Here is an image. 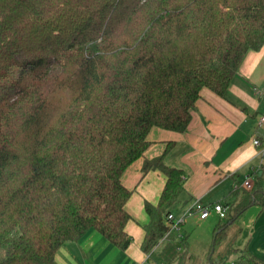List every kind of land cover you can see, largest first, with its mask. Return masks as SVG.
Segmentation results:
<instances>
[{
	"label": "trees",
	"instance_id": "16d2710c",
	"mask_svg": "<svg viewBox=\"0 0 264 264\" xmlns=\"http://www.w3.org/2000/svg\"><path fill=\"white\" fill-rule=\"evenodd\" d=\"M263 44L264 0H0V264H56L90 230L126 250L134 188L123 177L138 160L141 178L164 177L143 201L140 249L164 237L161 258L186 262L163 221L186 174L163 162L172 142L145 158L147 135L185 131L201 90L223 96ZM224 204L204 264H228V228L252 206L264 213L262 175ZM232 264L264 259L245 248Z\"/></svg>",
	"mask_w": 264,
	"mask_h": 264
},
{
	"label": "crops",
	"instance_id": "0c3cea01",
	"mask_svg": "<svg viewBox=\"0 0 264 264\" xmlns=\"http://www.w3.org/2000/svg\"><path fill=\"white\" fill-rule=\"evenodd\" d=\"M262 88L264 44L257 51L246 53L223 96L207 88L201 90L200 97L191 109V121L185 131L176 132L159 127L150 129L147 135L150 145L144 157L150 159L159 155L166 144L172 142L173 145L165 153L163 162L167 166L182 168L187 174L184 191L188 197L178 199L171 209L173 213L176 209L189 205L194 199L205 203H224L236 183H240L237 180L238 168L249 166L246 178L252 182L253 173H258L262 175L264 182L262 158L251 143L252 137L260 133L255 126L254 117L256 114H264V98L259 94ZM140 164V160L136 161L123 177L124 183L129 188H134L126 206L131 216L126 223V231L131 236L126 250H118L97 232L90 230L78 241H66L56 252V264H159L153 254L156 252L161 257L159 248L168 240H160L151 253L142 252L140 244L144 230L141 224L148 220L143 201L157 200L164 177L156 170H149L141 178ZM229 179H232L231 188L223 194V199H212L213 191L222 187ZM137 192L145 197L138 200ZM129 207L139 214L137 222L133 221ZM259 214L261 213L257 207H250L239 218L255 223ZM177 232H174L176 236ZM170 242L182 251L177 238ZM231 246L234 248L233 243ZM185 250L189 255L188 250ZM188 259L189 256L186 261ZM199 260L204 264L206 258Z\"/></svg>",
	"mask_w": 264,
	"mask_h": 264
},
{
	"label": "rangeland",
	"instance_id": "374dc122",
	"mask_svg": "<svg viewBox=\"0 0 264 264\" xmlns=\"http://www.w3.org/2000/svg\"><path fill=\"white\" fill-rule=\"evenodd\" d=\"M152 137L153 136L151 135L150 138L152 139ZM248 167L249 166L238 168L237 178L239 179L237 180L240 181L241 184H243V181L246 178V170L248 169ZM231 183L232 179H229L227 183L223 184L222 187H218L216 190H214L212 199H223V194L227 193L228 189L231 188ZM142 187H140V189H142ZM137 196L138 200L139 198L142 199L143 197H145L144 195H138V192ZM187 197L188 196L186 195L185 191H183L180 194L179 199ZM218 203L223 204L222 202ZM183 208H185V206L174 211V214L178 219L182 215L181 211L183 210ZM252 208L256 207L252 206ZM129 210L133 215V221L137 222L139 220V214L136 213L135 210L131 209V207H129ZM200 220L201 219L198 218V215L196 213L186 216L177 232V242L179 244V247L181 248V250L187 249L189 252V255L187 254V257L189 256L190 259L184 262L185 264H202L199 259H205L207 257V248H209V244L211 241L212 229L215 223H217L218 221V216L214 212H211L206 220ZM246 221V219L244 220L239 218L238 221H235L228 228L229 238L232 239L233 246L234 248H236L235 251L231 252L223 259L228 264H232L234 261H236L239 258L241 251L245 248L251 253L264 259V213H261L256 217L255 223L252 220L249 222ZM180 238H186L187 246L181 247L179 241ZM153 258H155L158 263H160V261L162 260L164 264H170V262H168L166 259L158 257L156 252L153 254ZM184 263L181 262L180 264Z\"/></svg>",
	"mask_w": 264,
	"mask_h": 264
},
{
	"label": "built area",
	"instance_id": "2783aa9c",
	"mask_svg": "<svg viewBox=\"0 0 264 264\" xmlns=\"http://www.w3.org/2000/svg\"><path fill=\"white\" fill-rule=\"evenodd\" d=\"M259 94L264 98V88H262ZM254 123L256 128L260 130V133L256 134L252 137L251 143L253 146L257 148L258 155L264 159V114H256L254 117ZM243 186L249 188L251 186V181L248 178H245L243 181ZM228 210V206L226 204L221 203H205L200 199H194L189 205H186L183 208L182 215L178 219L175 214L170 211L163 218L164 224L167 228L166 234L177 232L179 227L181 226L184 218L188 215L196 213L198 218L203 220L206 219L211 212L217 214L218 218H224L226 215V211ZM164 238V237H163ZM159 264H164L159 263Z\"/></svg>",
	"mask_w": 264,
	"mask_h": 264
},
{
	"label": "water",
	"instance_id": "95a60500",
	"mask_svg": "<svg viewBox=\"0 0 264 264\" xmlns=\"http://www.w3.org/2000/svg\"><path fill=\"white\" fill-rule=\"evenodd\" d=\"M257 175H259V174L257 173Z\"/></svg>",
	"mask_w": 264,
	"mask_h": 264
}]
</instances>
